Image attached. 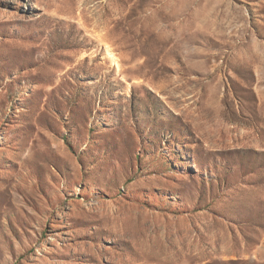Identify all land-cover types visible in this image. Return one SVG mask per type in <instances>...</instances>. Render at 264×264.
Instances as JSON below:
<instances>
[{
	"label": "rangeland",
	"instance_id": "374dc122",
	"mask_svg": "<svg viewBox=\"0 0 264 264\" xmlns=\"http://www.w3.org/2000/svg\"><path fill=\"white\" fill-rule=\"evenodd\" d=\"M0 264H264V0H0Z\"/></svg>",
	"mask_w": 264,
	"mask_h": 264
}]
</instances>
